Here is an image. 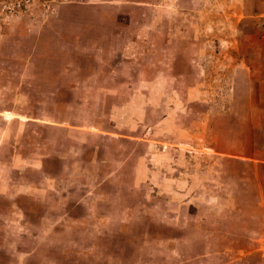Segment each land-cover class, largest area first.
<instances>
[{
  "label": "rangeland",
  "instance_id": "374dc122",
  "mask_svg": "<svg viewBox=\"0 0 264 264\" xmlns=\"http://www.w3.org/2000/svg\"><path fill=\"white\" fill-rule=\"evenodd\" d=\"M264 0H0V264H264Z\"/></svg>",
  "mask_w": 264,
  "mask_h": 264
},
{
  "label": "crops",
  "instance_id": "0c3cea01",
  "mask_svg": "<svg viewBox=\"0 0 264 264\" xmlns=\"http://www.w3.org/2000/svg\"><path fill=\"white\" fill-rule=\"evenodd\" d=\"M257 242H261L262 246L261 247H264V238H256Z\"/></svg>",
  "mask_w": 264,
  "mask_h": 264
}]
</instances>
